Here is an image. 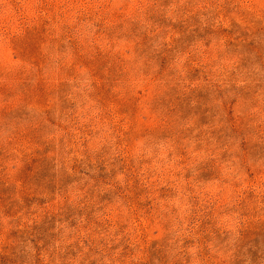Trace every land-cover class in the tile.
<instances>
[{"label": "rangeland", "instance_id": "1", "mask_svg": "<svg viewBox=\"0 0 264 264\" xmlns=\"http://www.w3.org/2000/svg\"><path fill=\"white\" fill-rule=\"evenodd\" d=\"M0 264H264V0H0Z\"/></svg>", "mask_w": 264, "mask_h": 264}]
</instances>
